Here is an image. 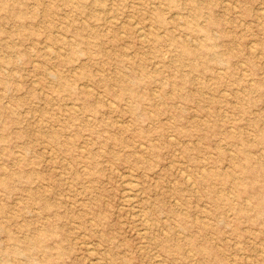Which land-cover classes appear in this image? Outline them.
Wrapping results in <instances>:
<instances>
[{"label":"rangeland","instance_id":"rangeland-1","mask_svg":"<svg viewBox=\"0 0 264 264\" xmlns=\"http://www.w3.org/2000/svg\"><path fill=\"white\" fill-rule=\"evenodd\" d=\"M11 6L27 13L0 11V264H264V0Z\"/></svg>","mask_w":264,"mask_h":264},{"label":"bare ground","instance_id":"bare-ground-1","mask_svg":"<svg viewBox=\"0 0 264 264\" xmlns=\"http://www.w3.org/2000/svg\"><path fill=\"white\" fill-rule=\"evenodd\" d=\"M11 1L12 0H0V11H6L7 12V14L8 15H10L12 18H14V19H22V18H24L25 16H26V13L27 12H25V11H23V10H16V8H13L12 6H11ZM169 1V0H168ZM170 1H173V0H170ZM235 5V4H234ZM233 5V6H234ZM96 9V8H95ZM100 9V8H99ZM99 9H98V12H99ZM102 10V9H101ZM195 10H196V13L193 15V20H190V21H187V25H188V28H191L192 30H194V31H197V32H203V33H205V36L208 38V36L210 37V35L208 34V30H209V28L208 27H205V26H202L197 20H198V18H200L201 16H202V13H201V11H199L198 10V8H195ZM51 8L49 9V10H47V12H48V14H50L51 13ZM96 11V10H95ZM114 13V12H113ZM178 12H176V14H177ZM34 14H36V12H34ZM115 17V16H114ZM128 17V16H127ZM130 17V16H129ZM128 17V18H129ZM83 18V17H82ZM109 19V18H108ZM114 19V18H113ZM130 19H131V17H130ZM116 20V19H115ZM132 20V19H131ZM46 21H48V20H46ZM138 21V20H137ZM244 21V20H243ZM17 22H19V21H17ZM160 22H161V24L160 25H164V23H163V20H160ZM136 24H138V22L136 23ZM140 24V23H139ZM18 26H20L19 27V29H18V32H19V34L20 33H23L22 35H26L27 34V32L28 31H25V30H23V29H21L22 27H24V25H23V23H21L20 22V24L18 25ZM87 28V25L86 24H83L82 25V33H81V31H80V29H77L76 30V34L78 35V36H82V42L83 43H86V44H88V45H90L91 43H96L95 42V40L97 39V38H100V36H99V33L98 32H93V33H91L92 35V38L94 39V41L93 40H91V39H89V38H87V37H85V35H84V30ZM141 28V27H140ZM140 30V32H141V35H143V32L142 31H144V30H142V29H139ZM56 32V31H55ZM162 33V32H161ZM52 34H53V29L51 28L50 29V31H49V33H48V36L49 37H51V38H53V36H52ZM166 34V33H165ZM144 36V35H143ZM155 37L156 38H158L159 37V35L158 34H155ZM144 38V37H143ZM147 38H148V36H147ZM55 41H56V39H54ZM57 40H58V38H57ZM93 41V42H92ZM252 41V40H251ZM175 42H176V40H175ZM186 42H183L182 44H181V48H182V50H181V57H183V56H187V55H194V56H199V55H201L202 54V52H201V50H202V48H211V46H210V44L208 45V44H200V45H198V46H191L190 44H185ZM66 44H68L69 45V47H71V52H74V53H77L78 52V50L73 46L74 44L73 43H70V42H66ZM5 45H7V46H12V45H10L8 42L5 44ZM50 45V44H49ZM48 45L46 44V47H47ZM73 46V47H72ZM48 48V47H47ZM217 52V51H216ZM212 52L211 51V53H209L210 54V56L212 57V58H214V59H218V60H221L222 59V57H221V55L217 52ZM208 54V53H207ZM186 58V57H185ZM10 60V59H9ZM11 61V60H10ZM242 63H243V61H242ZM245 63V62H244ZM193 63H191V65H192ZM192 67L194 68V69H197V67H196V65L195 64H193L192 65ZM246 70V69H245ZM244 70V71H245ZM247 71V70H246ZM121 76H125L124 74H121ZM49 83V82H48ZM35 84V83H34ZM85 85V84H84ZM89 86V85H88ZM61 89H63V90H69V91H72V83H69V82H61V85L59 86ZM223 91V90H222ZM228 91V90H227ZM227 91H226V93H227ZM134 94V88L132 87V86H125V85H123L122 86V88H121V90H120V93L118 94V97L119 98H123L125 95H133ZM106 97V96H105ZM108 100H110V99H108ZM112 100V99H111ZM73 104V103H72ZM71 104V105H72ZM76 106V105H75ZM151 112V111H150ZM188 140V139H187ZM196 141V140H195ZM140 144H143V143H140ZM82 149H83V147H82ZM203 167V166H202ZM131 168V167H130ZM182 170V169H181ZM183 173H184V168H183V171H182ZM188 172V171H187ZM190 174V173H189ZM10 174L9 173H7L6 174V176L5 177H3V178H0V185L1 186H3V187H5V188H8V189H10L12 186H10L11 184H10V179L11 178H9L8 176H9ZM190 178H191V176H190ZM189 179V178H188ZM131 181H133V180H131ZM127 182V181H126ZM134 182V181H133ZM137 182V181H136ZM137 183H139V182H137ZM136 183V184H137ZM197 188V187H196ZM130 189L131 190H133V186L130 184L129 185V187H128V189L126 190H123V191H125V194H124V196H125V199L128 201V202H131V201H133V196H132V192L130 191ZM135 196V195H134ZM178 198V197H177ZM247 198V197H246ZM177 200V199H176ZM174 202V201H173ZM122 205V204H121ZM202 205V204H201ZM49 206H50V204L49 203H46V205L44 206V208H46V209H49ZM122 207V206H121ZM203 207V206H202ZM132 208H133V205H132ZM143 211V210H142ZM144 212V211H143ZM137 213H138V211H137ZM198 216V215H197ZM201 217V216H200ZM205 218V217H204ZM144 219V215H142V220ZM148 219V218H147ZM135 221V220H134ZM144 222V226H145V228H148V221L146 222V221H143ZM203 225V224H202ZM138 230V229H137ZM145 231V230H144ZM143 231V232H144ZM164 231H165V229H164ZM140 232V231H139ZM166 232V231H165ZM176 232H178V231H176ZM83 233V232H82ZM180 233V232H179ZM36 239L37 240H39V241H41L42 240V237H40V236H38V238H35V239H33L32 238V242H31V240H27V243H30V244H28V247H30V246H33L34 244H35V241H36ZM90 243H92V242H90ZM93 244V243H92ZM90 245V244H89ZM93 246H94V244H93ZM176 247H177V249H179L180 248V246L179 245H176ZM92 251H93V247H92V249H91ZM95 250V249H94ZM22 250L20 249V248H18V247H16V246H14V247H11L8 251L6 250V252L7 253H11V254H14V255H16L17 253L19 254L20 252H21ZM107 251V250H106ZM171 251V250H170ZM198 251H204V248H199V250ZM159 252V251H158ZM157 252V253H158ZM158 255V254H157ZM159 255H160V253H159ZM96 258H98V257H96ZM154 259V258H153ZM92 261V260H91ZM159 261L160 260H157V262L156 263H159ZM90 264V263H89ZM106 264V263H105Z\"/></svg>","mask_w":264,"mask_h":264}]
</instances>
